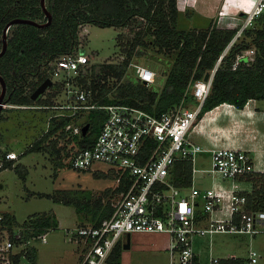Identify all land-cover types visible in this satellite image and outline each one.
<instances>
[{
    "label": "built area",
    "instance_id": "built-area-1",
    "mask_svg": "<svg viewBox=\"0 0 264 264\" xmlns=\"http://www.w3.org/2000/svg\"><path fill=\"white\" fill-rule=\"evenodd\" d=\"M231 3L243 12V21L232 40L217 56L209 76L188 84L185 93L192 91L197 100L195 105L188 104L185 94L179 102L158 113L134 103H99L90 81L81 79L88 76L93 62L80 45L50 60L48 76L52 79L53 94L49 101L19 103L6 98L2 101L3 106L49 109L45 130L55 116H76L95 106L107 109V115L89 145H79V138L84 135L83 124L72 119L63 126L65 135L62 137L72 141L68 144L73 146L71 165L79 169H99L96 165L106 163L107 169L113 168L117 172L115 186H122L112 203L110 215L103 217L98 224H78L71 228L73 236H79L84 243L85 251L78 264H103L115 244L124 241L126 233L134 230L165 233L168 237L169 264H254L257 261L258 252L252 247L242 257L212 253L202 257L195 243L196 237L210 235L214 231L251 234L264 231V208L248 209L246 195L238 190L235 181L243 173L255 170L248 150L226 145L213 146L210 148L209 164L197 166L196 154L204 148L189 136L190 128L211 89L216 65L232 41L264 11V0H222L215 16L226 14ZM254 51V47L238 51L231 66L236 67L242 57L254 59ZM129 65L142 81H155L157 72L150 65L136 59L130 60ZM59 93L62 99L52 98ZM0 147V168L7 166V160H13L14 164L19 152L10 146L5 148L1 142ZM181 158L192 160V181L187 186L176 184L172 175L175 161ZM198 170L230 178L232 186L214 183L201 187L196 178ZM198 207L201 208L199 212ZM2 216L0 264H15V255H25L35 239L47 240V230L26 235L28 225L19 223L10 227L1 222Z\"/></svg>",
    "mask_w": 264,
    "mask_h": 264
},
{
    "label": "trees",
    "instance_id": "trees-1",
    "mask_svg": "<svg viewBox=\"0 0 264 264\" xmlns=\"http://www.w3.org/2000/svg\"><path fill=\"white\" fill-rule=\"evenodd\" d=\"M46 4L52 13L51 22L43 26L17 22L14 23L12 33L7 35V47L0 55V73L7 82L5 98L11 102L32 103L35 100L31 97V92L49 75L50 60L76 49L79 23L89 21L100 25L128 24L134 16L138 17L134 19H138L139 28L126 47V55L118 61H94L88 76L81 79L90 81L99 103H134L158 113L179 102L184 94L187 100L191 98L195 102L192 91L185 93L188 84L204 77L206 71H211L217 56L232 40L238 28L216 24L207 27H179L177 0H46ZM14 16L30 17L39 21L47 18L40 0H0V48L3 27L7 20ZM142 22L144 25H141ZM147 46H150L155 54L164 56L167 63L166 76L161 87H157L154 82L142 81L129 65L130 60H139L146 56ZM247 47H254V59L247 60L242 57L240 63L233 68L231 64L236 53ZM110 77L114 79L112 83ZM28 84L29 88H26ZM51 96L52 93H49L42 101H49ZM249 97H264V11L232 41L216 65L211 89L198 115L223 101L242 106ZM106 115L105 107L95 106L76 116H55L49 128L42 133V137L28 145L27 149L37 148L46 140L48 149L54 154L55 165L69 166L73 146L67 144L71 138L60 141L65 135L64 124L72 119L81 124L88 122L89 127L79 138V145H89ZM12 162L13 160H7L6 165H11ZM95 172L114 178L117 176L113 168ZM172 175L176 184L190 185L192 160L177 159ZM240 176L252 181L251 189L241 191L246 195V207L250 210L264 208V171L253 170ZM121 187L119 184L113 189L119 191ZM64 200L72 199L68 197ZM76 203L78 210L86 211L92 224H98L103 217L110 215L113 209L110 200ZM200 210L198 207L197 211ZM1 222L10 227L19 224L11 212H5ZM21 223L28 225L25 229V234L28 235L55 227L59 221L55 212L47 211L30 216ZM122 243L124 241H118L107 257L112 264H123L120 259ZM37 253L36 244H31L25 255H15V264H21L23 257L34 263Z\"/></svg>",
    "mask_w": 264,
    "mask_h": 264
},
{
    "label": "rangeland",
    "instance_id": "rangeland-1",
    "mask_svg": "<svg viewBox=\"0 0 264 264\" xmlns=\"http://www.w3.org/2000/svg\"><path fill=\"white\" fill-rule=\"evenodd\" d=\"M179 1L182 12H179L178 26L197 25L198 13L188 11L189 8L185 3L187 0ZM243 16L240 10L230 4L225 15L219 16L218 19L215 16L209 24L201 22L206 26L200 27L214 24L220 26L224 23L232 27L239 26ZM134 18L138 17L134 16L128 24L120 25L81 22L77 27V46L80 45L79 47L90 55V62L121 60L126 55V47L129 46L139 28L138 19ZM141 25L144 23L142 22ZM13 28L14 24L9 27L8 33H12ZM147 48L146 56L139 60L156 70L154 84L161 87L165 80L167 63L164 56L155 54L150 46ZM109 80L110 83L114 81L113 77ZM116 82L118 83V80ZM29 84L26 88H29ZM51 88L52 84L48 85L39 94L40 96L38 95L40 100L37 96L33 102L42 101V98L48 97L49 93L53 94ZM61 95L55 94L52 98L62 99ZM187 102L194 105L191 98ZM49 112V109L41 107L3 106V104L0 112V142L5 144V148L13 147L20 154L14 159L13 165L0 168V215L11 212L21 223L35 214L51 211L58 215L60 222L57 226L48 228L46 241H41L39 238L34 240L38 248L36 261L33 263L27 257H23L21 264H75L81 246L83 245L84 248V243L79 236H75L79 240L73 236L71 228L78 224L91 223L86 211L78 210L76 202L83 204L88 200L93 203L100 199L102 202L110 200L113 203L118 196V191L113 189L116 184L115 178L95 172L107 171L106 163L96 165L99 169L55 165L54 154L48 149L46 140H43L37 148L27 149L30 142L35 143L45 132ZM66 140L65 137L60 138L61 142ZM67 142L70 144L72 141ZM23 150L27 151L22 153ZM196 156L197 166L210 162L209 157L201 159L200 151ZM200 173L201 171L196 173L197 181ZM68 197L72 200L65 201L64 199ZM166 236L165 233L157 231H131V244L120 245L121 262L123 264H169L170 255ZM251 247L258 252L257 261L254 264H264V231L252 234L214 231L211 234V249L214 254L223 255L229 252L247 254ZM103 264L112 263L107 260Z\"/></svg>",
    "mask_w": 264,
    "mask_h": 264
},
{
    "label": "crops",
    "instance_id": "crops-1",
    "mask_svg": "<svg viewBox=\"0 0 264 264\" xmlns=\"http://www.w3.org/2000/svg\"><path fill=\"white\" fill-rule=\"evenodd\" d=\"M179 3L180 1L178 0L179 12L181 13L182 10ZM185 3L187 8H189L188 11L192 10L193 12L196 11L198 13L196 18L198 24L192 27H200L202 25L206 26L203 23L208 22L209 24L211 20L214 19L221 0H187ZM231 6L233 7L235 5L231 3ZM240 13L243 12L240 11ZM219 16L221 15H217V19ZM220 26H229V24L224 23L220 24ZM195 104L196 100L194 102V105ZM189 136L194 142L199 143L204 148L200 150L201 159L207 157L210 158V148L213 146L226 145L242 147L247 149L250 153L255 170L264 171V97H249L242 106H238L230 101L217 103L198 115L190 128ZM208 164L206 162L203 163L205 166ZM197 172H199V170ZM200 174L198 184L201 187L209 186L214 183H222L225 187L232 186L233 180L222 177L220 174L216 173L210 175L205 174L202 171ZM235 181L240 192L243 190H249L252 187V181L244 177L238 176ZM166 238L168 240L167 236ZM125 241L126 239L124 242ZM195 243L196 249L202 257H206L209 253H212L211 234L196 237ZM130 244L131 241H129V245ZM82 246L76 257L75 264H78L85 251ZM231 254L240 257L247 255L243 253L229 252L221 256H228Z\"/></svg>",
    "mask_w": 264,
    "mask_h": 264
},
{
    "label": "water",
    "instance_id": "water-1",
    "mask_svg": "<svg viewBox=\"0 0 264 264\" xmlns=\"http://www.w3.org/2000/svg\"><path fill=\"white\" fill-rule=\"evenodd\" d=\"M40 4L42 6V9L46 15V20L44 21H39L35 18H30V17H23V16H14L12 18H10L9 20H7V22L5 23L4 27H3V31H2V46L0 48V55L3 54V52L5 51L7 44H8V29L11 25H13L14 23L17 22H30V23H34L37 25H46L49 22H51L52 20V13L49 10V8L47 7L46 4V0H40ZM209 76V71H206L204 78H207ZM144 82L147 83L146 80H144ZM52 83V79L50 76H46L31 92V97L32 98H36L41 92H43L45 90V88L50 85ZM0 85H1V89H0V112L2 109V101L5 99V93H6V80L4 78V76L0 73ZM89 127V123L86 122L82 125V131L85 133L86 130ZM130 234L131 232L128 231L126 233V241L123 243L124 246H128L129 245V241H130Z\"/></svg>",
    "mask_w": 264,
    "mask_h": 264
},
{
    "label": "flooded vegetation",
    "instance_id": "flooded-vegetation-1",
    "mask_svg": "<svg viewBox=\"0 0 264 264\" xmlns=\"http://www.w3.org/2000/svg\"><path fill=\"white\" fill-rule=\"evenodd\" d=\"M6 86H7V82H6Z\"/></svg>",
    "mask_w": 264,
    "mask_h": 264
}]
</instances>
